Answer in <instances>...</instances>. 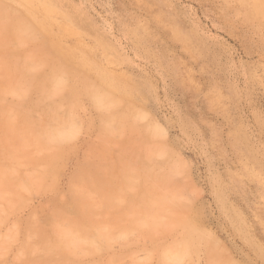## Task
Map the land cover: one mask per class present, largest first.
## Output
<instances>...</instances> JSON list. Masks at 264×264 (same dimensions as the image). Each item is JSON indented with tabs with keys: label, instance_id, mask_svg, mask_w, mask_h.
<instances>
[{
	"label": "rangeland",
	"instance_id": "1",
	"mask_svg": "<svg viewBox=\"0 0 264 264\" xmlns=\"http://www.w3.org/2000/svg\"><path fill=\"white\" fill-rule=\"evenodd\" d=\"M0 6V264H264V0Z\"/></svg>",
	"mask_w": 264,
	"mask_h": 264
},
{
	"label": "bare ground",
	"instance_id": "2",
	"mask_svg": "<svg viewBox=\"0 0 264 264\" xmlns=\"http://www.w3.org/2000/svg\"><path fill=\"white\" fill-rule=\"evenodd\" d=\"M14 6V5H13ZM9 7V6H8ZM14 10V9H13ZM18 12V11H17ZM3 15H5V16H8V15H10V12L6 9V8H4V7H2V6H0V47H7V46H9L10 45V43L11 42H15V40H13L14 39V37L16 36V34L18 33V32H16L14 29H12L13 27H11V25L10 24H8V20H6V18L3 16ZM11 16H14V15H11ZM24 16V15H23ZM29 16V15H28ZM5 18V21L6 22H4V18ZM13 19H15V20H13V22L14 21H16V24L18 25V26H25L26 24H25V22H23V21H25V19L23 18V17H20V16H18V17H12ZM3 19V20H2ZM8 21V22H7ZM26 23H28V22H26ZM25 24V25H24ZM32 30V29H30V27L28 26L27 27V30ZM15 32H14V31ZM23 30V29H22ZM17 31H18V29H17ZM25 32V31H24ZM27 32V31H26ZM26 32L24 33V35L26 34ZM19 35H22V34H20V31H19ZM24 35H22V36H24ZM27 36H28V32H27V34H26ZM22 36H19L20 37V39H23V41H24V38H21ZM16 37H18V36H16ZM18 37V38H19ZM34 37V36H33ZM33 39V38H32ZM10 40H12L11 42H10ZM18 40V39H17ZM28 41V40H30V39H25V41ZM34 40H35V38H34ZM20 42V41H19ZM16 43V42H15ZM12 44V43H11ZM13 45V44H12ZM15 47V46H14ZM15 49H17V47H15ZM15 49H14V51H15ZM39 49V48H38ZM38 49H37V51H38ZM10 50V49H9ZM13 50V49H12ZM14 51H12L13 53L12 54H14ZM19 51V50H18ZM42 51V49L40 48V51H39V53ZM4 52V51H3ZM9 53V52H8ZM21 53V52H20ZM3 54V53H2ZM10 54V53H9ZM25 54V53H24ZM37 54H38V52H37ZM37 56V55H36ZM41 56V55H40ZM39 56V57H40ZM9 57V56H8ZM10 57H11V55H10ZM22 57V56H21ZM39 57H38V59H39ZM28 58V57H27ZM22 59V58H21ZM20 59V60H21ZM26 59V58H25ZM31 59V58H30ZM27 60V59H26ZM25 60V61H26ZM33 60V59H32ZM56 60V59H55ZM23 61V60H22ZM21 61V62H22ZM14 62V61H13ZM47 62V61H46ZM9 63H11V62H9ZM20 63V62H19ZM26 63V62H25ZM43 63V62H42ZM21 64V63H20ZM33 64V63H32ZM12 65V64H11ZM15 65V64H14ZM25 65H27V64H25ZM44 65V64H43ZM5 66V65H4ZM22 66V65H21ZM11 67V66H10ZM23 67V66H22ZM33 67V66H32ZM35 67V66H34ZM13 68V67H12ZM27 68H28V66H27ZM58 68V67H57ZM16 69V68H15ZM30 69V68H29ZM53 69V68H52ZM51 69V70H52ZM60 69L62 70L63 68H61L60 67ZM38 70H40V69H38ZM37 70V71H38ZM42 70V69H41ZM60 70V71H61ZM7 71H9L10 72V68L9 69H7L6 70V76H7V74L8 75H10L9 73H7ZM16 71H17V69H16ZM33 71V70H32ZM63 71V70H62ZM68 71V70H67ZM66 71V72H67ZM5 72V71H4ZM29 72V71H28ZM51 72H53V70L51 71ZM13 73H14V71H13ZM17 73H19V71L17 72ZM17 73H15V74H17ZM21 73V72H20ZM34 73H35V71H34ZM50 73V72H49ZM63 73V72H62ZM26 74V73H25ZM29 74H31V72H29L28 74H26L25 76H28ZM37 74V73H36ZM42 74V73H41ZM65 74V73H64ZM63 74V75H64ZM29 76H31V77H33L32 76V74L31 75H29ZM62 76V75H61ZM64 77V76H63ZM23 78H25L24 77V74H22V78L21 79H23ZM38 78V77H37ZM46 78V77H45ZM11 79V78H10ZM16 78H14V80H15ZM59 79V78H58ZM26 79H24V81H25ZM40 80H42V79H40ZM45 80V79H44ZM23 81V83H25ZM36 81V80H35ZM39 81V80H38ZM58 81H60V80H58ZM17 82V81H16ZM20 82V81H19ZM21 82H22V80H21ZM42 82V81H41ZM49 82V81H48ZM8 83V82H7ZM13 83V82H12ZM11 83V84H12ZM34 83V82H33ZM32 83V84H33ZM46 83V82H45ZM14 84V83H13ZM21 84V83H20ZM19 84V85H20ZM36 84V83H35ZM40 84V83H39ZM44 84V83H43ZM59 84V83H58ZM16 85V84H15ZM15 85H13V88H14V86ZM26 85V84H25ZM41 85V84H40ZM64 85H66V84H64ZM8 86V85H7ZM22 86H24L23 84H22ZM27 86V85H26ZM35 86V85H34ZM10 87H12V85H10ZM29 87V89H30V87L31 86H28ZM42 87V86H41ZM44 87H46V86H44ZM94 87V86H93ZM12 88V89H13ZM20 88V87H19ZM37 88V87H36ZM56 88V87H55ZM60 87L58 86V89H59ZM62 88V87H61ZM84 88H85V86H84ZM11 89V90H12ZM29 89H27L26 91L28 92V90ZM39 89V88H38ZM32 90V89H31ZM59 90H62V89H59ZM9 91V90H8ZM14 91V90H13ZM25 91V92H26ZM37 91V90H36ZM40 91V90H39ZM89 91V90H88ZM17 92V91H16ZM21 92V91H20ZM24 92V93H25ZM51 92V91H50ZM53 92V91H52ZM71 92H72V90H71ZM100 92V91H99ZM23 93V92H22ZM60 93V92H59ZM14 94L16 95V93L14 92ZM27 94V93H26ZM19 95H20V93H19ZM23 96V95H22ZM26 96V95H25ZM41 96H44V95H41ZM52 96H54V95H52ZM93 96V95H92ZM91 96V97H92ZM96 97V99H99V98H97V96H95ZM102 99V98H101ZM99 101H100V99H99ZM109 101H110V99H109ZM112 102V101H111ZM103 104V103H102ZM99 106V105H98ZM107 107V106H106ZM104 109V108H103ZM114 112V111H113ZM112 114V113H111ZM107 117V116H106ZM109 117V116H108ZM117 118V117H116ZM120 119V118H119ZM118 120V119H117ZM117 124V123H116ZM115 124V125H116ZM118 125V124H117ZM11 128V127H10ZM108 128V127H107ZM59 129V128H58ZM117 129V128H116ZM51 131H52V129H50ZM55 130V129H54ZM118 130V129H117ZM40 131H41V128H40ZM39 131V132H40ZM43 131V130H42ZM107 131V130H106ZM108 131H114V129L112 128V127H109V129H108ZM11 132H12V130H11ZM35 132V131H34ZM50 132V131H49ZM53 132V131H52ZM56 132V131H55ZM67 132V131H66ZM115 132H116V130H115ZM41 133V132H40ZM40 133H38V135L40 134ZM45 133V132H44ZM44 133H41L42 135H44ZM117 133H119L118 131H117ZM40 134V135H41ZM48 134H50V133H48ZM31 135V134H30ZM41 135V136H42ZM45 135H47L46 133H45ZM52 135V134H51ZM55 135V134H54ZM57 135V134H56ZM55 135V136H56ZM61 135V134H60ZM36 137V136H35ZM52 137V136H51ZM61 136H59V137H56V140L58 141L59 140V138H60ZM18 138L19 137H17L16 138V140L18 141ZM36 138H38V137H36ZM43 138V137H42ZM23 139V138H22ZM45 138H43V140H44ZM48 139V138H47ZM52 139H53V137H52ZM52 139H51V141H52ZM55 139V138H54ZM150 139V138H149ZM19 140L21 141V139L19 138ZM31 140V139H30ZM37 140V139H36ZM50 140V139H49ZM42 141V140H41ZM40 141V142H41ZM60 141V140H59ZM63 141V140H62ZM16 142V141H15ZM19 142V141H18ZM28 142V141H27ZM39 142V143H40ZM43 142V141H42ZM64 142V141H63ZM21 143V142H20ZM23 143H24V141H23ZM31 143V142H30ZM33 143V142H32ZM45 144V143H44ZM47 144L49 145V143L47 142ZM52 144V143H51ZM55 144V143H54ZM21 145V144H20ZM53 145V144H52ZM41 146V145H40ZM43 147V146H42ZM14 157V156H13ZM156 169V168H155ZM1 173H3V171L1 170ZM4 173H5V171H4ZM16 207V206H15ZM87 209V208H86ZM86 213H88V212H86ZM152 218H154V217H152ZM153 221V220H152ZM5 223V222H4ZM11 228V227H10ZM93 232V231H92ZM72 233V232H71ZM71 233H65L64 235H63V233H62V236H61V238L60 237H58V239L60 240L58 243L60 244L61 242H63V244H65V245H68V246H70V245H76V241H77V238L76 237H74ZM58 239H56V240H58ZM204 251V250H203ZM172 256V255H171ZM96 258V257H95ZM43 261V260H42ZM62 264V263H61Z\"/></svg>",
	"mask_w": 264,
	"mask_h": 264
}]
</instances>
